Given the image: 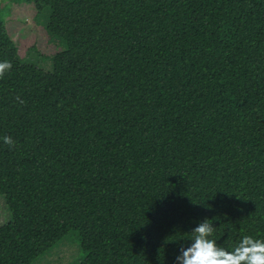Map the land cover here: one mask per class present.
I'll return each instance as SVG.
<instances>
[{
    "label": "trees",
    "instance_id": "1",
    "mask_svg": "<svg viewBox=\"0 0 264 264\" xmlns=\"http://www.w3.org/2000/svg\"><path fill=\"white\" fill-rule=\"evenodd\" d=\"M27 1L66 49L25 61L0 8V264L73 230L79 264H175L205 218L264 239V0Z\"/></svg>",
    "mask_w": 264,
    "mask_h": 264
},
{
    "label": "rangeland",
    "instance_id": "2",
    "mask_svg": "<svg viewBox=\"0 0 264 264\" xmlns=\"http://www.w3.org/2000/svg\"><path fill=\"white\" fill-rule=\"evenodd\" d=\"M6 27L19 46L20 56L45 70H51L53 57L66 49L61 38L48 31L51 8L37 10L27 0H0ZM12 219L5 197L0 196V226ZM85 256L78 231H71L47 249L32 264H79Z\"/></svg>",
    "mask_w": 264,
    "mask_h": 264
},
{
    "label": "clouds",
    "instance_id": "3",
    "mask_svg": "<svg viewBox=\"0 0 264 264\" xmlns=\"http://www.w3.org/2000/svg\"><path fill=\"white\" fill-rule=\"evenodd\" d=\"M11 68V62H0V76ZM3 142L14 143L9 136L3 137ZM209 221L205 218L191 230L190 242L181 245L175 264H264V239L243 236L234 248L228 249L212 238L216 227Z\"/></svg>",
    "mask_w": 264,
    "mask_h": 264
}]
</instances>
